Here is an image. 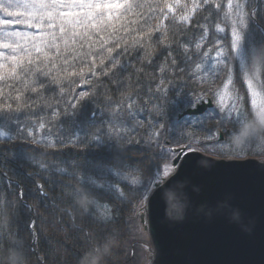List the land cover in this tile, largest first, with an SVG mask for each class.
<instances>
[{
  "label": "snow or ice",
  "instance_id": "1",
  "mask_svg": "<svg viewBox=\"0 0 264 264\" xmlns=\"http://www.w3.org/2000/svg\"><path fill=\"white\" fill-rule=\"evenodd\" d=\"M257 138L264 0H0V240L15 237L16 264L30 249L9 214L48 199L42 183L25 192L26 167L58 189L51 215L65 205L59 224L89 242L116 222L117 202L143 230L165 194L172 219L187 195L193 216L264 237L232 191L194 200L206 186L192 172L204 153L247 155ZM63 153L73 159L57 163ZM25 229L35 236L34 221Z\"/></svg>",
  "mask_w": 264,
  "mask_h": 264
},
{
  "label": "water",
  "instance_id": "2",
  "mask_svg": "<svg viewBox=\"0 0 264 264\" xmlns=\"http://www.w3.org/2000/svg\"><path fill=\"white\" fill-rule=\"evenodd\" d=\"M203 156L196 165L193 162L192 172L206 191L194 200H214L227 189L246 214L264 221V159ZM195 167L201 171L196 173ZM190 183L184 182L185 186ZM183 204L184 214L176 219L169 215L167 194L162 204L149 209L143 228L149 244L148 264H264V237L259 232L241 235L227 220L209 223L207 218L193 216L187 195Z\"/></svg>",
  "mask_w": 264,
  "mask_h": 264
},
{
  "label": "trees",
  "instance_id": "3",
  "mask_svg": "<svg viewBox=\"0 0 264 264\" xmlns=\"http://www.w3.org/2000/svg\"><path fill=\"white\" fill-rule=\"evenodd\" d=\"M247 152V155H231L223 156V158L254 157L264 159V140L257 138L252 146L247 149ZM131 155L134 159L139 158L137 153H131ZM46 159L49 163L52 162L51 157H46ZM72 159L71 155L63 153L57 155L56 162ZM78 162L82 165L84 160L81 158ZM148 165L149 161L145 159L144 166L147 167ZM22 171L31 173V176L25 179L26 193L31 192L35 183L45 184L48 190V199L44 202L28 199L27 202L32 204L34 211H29L21 201L17 200L14 212L9 214L10 221H19L24 247L30 249L19 257L24 264H136L133 254H135V233L140 227V217L130 204L121 205L117 202L114 205L118 211L116 222L107 229L96 228L94 239L89 242L83 236L59 224L58 220L61 215L59 209L64 208L65 205H59L57 217L54 218L51 215L52 201L58 200L60 194L54 185L47 183L50 178L36 167H26ZM29 219L35 222V236L30 229H25ZM64 219L67 220V217ZM54 220L57 221L55 224ZM62 227H64L63 231H61ZM106 241L110 242L108 252L103 251ZM14 243L15 237L11 242L0 240V264H16L17 254L9 246Z\"/></svg>",
  "mask_w": 264,
  "mask_h": 264
},
{
  "label": "rangeland",
  "instance_id": "4",
  "mask_svg": "<svg viewBox=\"0 0 264 264\" xmlns=\"http://www.w3.org/2000/svg\"><path fill=\"white\" fill-rule=\"evenodd\" d=\"M135 261L136 264H147L148 263V237L143 230H140V227L137 229L135 233Z\"/></svg>",
  "mask_w": 264,
  "mask_h": 264
}]
</instances>
